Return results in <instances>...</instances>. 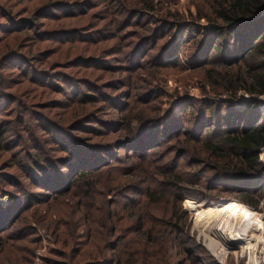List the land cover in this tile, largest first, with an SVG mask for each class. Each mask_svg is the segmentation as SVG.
<instances>
[{
    "label": "rangeland",
    "instance_id": "374dc122",
    "mask_svg": "<svg viewBox=\"0 0 264 264\" xmlns=\"http://www.w3.org/2000/svg\"><path fill=\"white\" fill-rule=\"evenodd\" d=\"M51 2L0 0V15H10L0 18V126L5 132L0 149L1 217L14 203H21L15 208L16 219L1 224L2 233L13 237L0 245V264H113L121 232L132 231L130 237L140 238L138 212H131L126 202L145 200L135 187L143 186L144 170L157 178L160 171L147 167L148 162L123 143L120 117L126 110L131 125L140 124L134 121L140 115L148 120L139 129L142 136L148 133V139L162 142L149 151L155 158L152 164L160 167L181 158L178 171L197 172L186 184L193 187L189 190L193 196L184 199L179 212L189 236L183 247H193L190 252L178 247L172 263L264 264V171L256 174L254 183L220 182L210 170L212 162L192 164L189 151L195 142L184 135L182 142L176 140L181 128L176 122L167 125L169 117L188 115L202 107V101L228 97L209 92L203 70L186 65L190 39L211 25L198 18L200 0H68L74 5L71 13L45 8L29 16L28 11ZM128 2L137 3L143 20L132 19L118 7ZM180 42L184 45L177 49L174 45ZM144 47H148L144 59L133 63L137 48ZM60 78L67 80L66 85L57 82ZM55 82L70 94L59 92L52 86ZM83 93L87 97L79 99ZM251 98L243 90L237 93V114ZM255 99L260 127L264 95ZM186 119L179 120L181 126L187 125ZM154 120L157 123L150 125ZM53 129L67 140L64 144L49 140ZM263 152L264 148L258 159L264 164ZM73 155L86 156L92 168L80 187L73 185L54 197L37 184L36 167L43 173L53 171L55 179L64 178ZM86 181L93 183L92 189L85 187ZM245 189L250 190L251 201L260 197L256 208L243 203ZM222 201L240 216L224 242L220 231L232 227L230 218L208 222L205 228L196 219L203 207ZM162 210L164 205L150 212L161 215ZM113 243L115 248H108ZM152 247V255L159 259L162 248L158 243Z\"/></svg>",
    "mask_w": 264,
    "mask_h": 264
},
{
    "label": "trees",
    "instance_id": "16d2710c",
    "mask_svg": "<svg viewBox=\"0 0 264 264\" xmlns=\"http://www.w3.org/2000/svg\"><path fill=\"white\" fill-rule=\"evenodd\" d=\"M200 2L201 6L199 3L196 5L198 18H206L211 25L206 33L196 31L195 37L190 39L186 65L193 70H203L202 72L205 73L204 80L211 86L209 92L218 95L227 93L228 97L217 99L215 102L202 101L204 102L202 107L190 111L188 115L182 113L179 118L169 117L167 125L176 122L181 128L180 131H176V136L173 133L176 140L182 142L184 139L180 138H183L181 135H184L186 139L193 140L197 145L189 151L193 160L192 164L207 165L212 162L210 170L215 172L220 182L254 183L258 181L256 174L264 171V164L258 159L260 150L264 148V122L262 126H257L261 114L255 99L257 96L264 95V0H200ZM118 7L126 9L132 19L143 20L137 3L128 2L127 4L124 3V8L121 5ZM151 7L149 5L148 8ZM203 7H207L205 13H202ZM36 8L28 11L30 17H33L37 12L40 14L41 11L39 12V10L45 8H60L62 13H71V8L73 9L74 5L68 0H54V3H48L42 9L41 7ZM4 14L0 15V18L2 16L4 19L10 18L8 13ZM185 25L188 24L185 23ZM17 28L16 30H18ZM56 34L58 33L55 32V34L50 35ZM50 35L47 37L52 40ZM147 38L148 36L145 38L146 42ZM47 40L49 39L47 38ZM139 44L141 42L137 43V47ZM168 45L171 46L169 43ZM183 45L184 43L180 42L174 46L180 49ZM169 46H166V49ZM147 49L148 47L137 48L132 62H140L139 60L144 59ZM60 80L65 83L63 86L66 85L67 80L65 78H60L57 82ZM57 82L52 83V86L62 94L64 92L70 94L62 89L63 87ZM241 90L247 92L252 98L239 109V114H237L234 103L237 101V93ZM86 97L83 93L78 98L84 99ZM188 102H192V99H189ZM193 104L191 103L192 106ZM187 106H190V103H187ZM183 118H187V125L185 126H181L179 122ZM120 120L121 133L124 135L123 143L127 144V148L130 150L133 148L135 156H139L144 162H148L147 167L159 169L160 177L157 178V175H152L153 172L150 170L143 171V174L145 173L142 174L143 186L138 183L135 187L145 200L126 202V206L131 209V212H138L136 220L138 221L140 238L130 237L129 234H132V231L121 232L118 240H122V242L119 244V251L116 252L112 262L113 264H173L172 253L178 247L185 252H190L193 247V245L183 247L189 236L188 231L184 228L185 224L181 223L179 212L182 210L184 199L193 196L191 194L193 192L190 193L189 191L193 190V187H187L186 184L193 182L191 175H197V172L178 171V167L183 164L179 162L181 158L170 160L168 165L160 167L152 164L155 158H151L153 154L149 151L162 142L153 138L148 139V133L142 136L141 131L139 132L141 126L148 125V120L140 115L134 119L140 124L131 125L133 120L127 110L121 115ZM157 121L154 120V123L150 125H154ZM4 134L5 132L0 126V149L3 148L1 146L5 139L3 138ZM50 135L49 140L57 139L58 144L62 142L64 144L67 141H64L56 129H53ZM132 137L133 140H130ZM170 140L167 139L166 142ZM83 157L84 155H73V160L68 164V173L60 179L53 177V171L51 174L45 173V171L43 173L40 168L36 167L37 174H40L39 179H36L39 182L37 184L51 191L50 194H54V197H57L61 192H68L73 185L77 188L80 187L82 185L81 179L87 171L92 169L89 168L91 164L86 160V156L85 159ZM261 158L264 160V152ZM203 172L204 170L198 172L197 178H200ZM92 184L91 181L84 183L87 189H92ZM243 194H245V199L242 201L245 205L253 208L259 205L260 197H257L254 202L251 201L250 198L253 196L249 189H245ZM20 204L14 203L8 211H3L2 217L0 215L1 246L12 236L9 233H2L4 229L1 224L16 219L14 216L17 209L15 210V208H18ZM162 205L165 206V210H162L161 215H153L150 212V210L158 209ZM237 205L240 207L239 204ZM156 243L162 248L159 259H155L152 255V244ZM114 245L115 243L109 244L108 248L114 247Z\"/></svg>",
    "mask_w": 264,
    "mask_h": 264
},
{
    "label": "bare ground",
    "instance_id": "6f19581e",
    "mask_svg": "<svg viewBox=\"0 0 264 264\" xmlns=\"http://www.w3.org/2000/svg\"><path fill=\"white\" fill-rule=\"evenodd\" d=\"M237 214L238 213L236 212L233 205L229 204L227 201H222L219 204L205 206L203 209L199 210L197 213L198 218H196V219H197V223L200 224L199 226H203V228H205V225L208 222L217 220L219 218H225V219L230 218V220H232L231 223L233 224V225H231L232 226L231 228L229 226L230 230L227 229V230H225L226 232L224 231V233L222 231H220V235H222L221 241L224 242L225 240H228L230 231L233 230V228L236 226L235 224H237V222L239 220L240 216ZM218 228H221V227H218ZM218 233H219V231H218ZM209 248H210V246H209ZM212 249H213V246L210 250H212Z\"/></svg>",
    "mask_w": 264,
    "mask_h": 264
}]
</instances>
